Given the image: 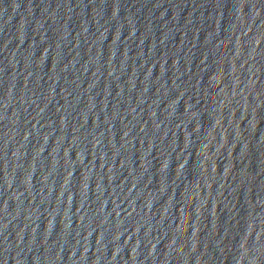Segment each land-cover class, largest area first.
I'll use <instances>...</instances> for the list:
<instances>
[{"label": "water", "instance_id": "water-1", "mask_svg": "<svg viewBox=\"0 0 264 264\" xmlns=\"http://www.w3.org/2000/svg\"><path fill=\"white\" fill-rule=\"evenodd\" d=\"M0 264H264V0H0Z\"/></svg>", "mask_w": 264, "mask_h": 264}]
</instances>
